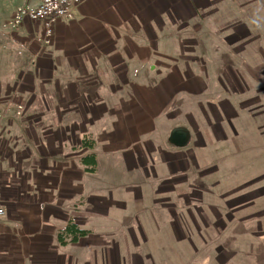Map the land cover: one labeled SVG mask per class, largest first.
<instances>
[{"label": "crops", "instance_id": "obj_1", "mask_svg": "<svg viewBox=\"0 0 264 264\" xmlns=\"http://www.w3.org/2000/svg\"><path fill=\"white\" fill-rule=\"evenodd\" d=\"M172 8L169 0H81L48 39L23 25L22 39L38 52L10 91L22 115L7 106L0 126V264H114L111 246L131 228L125 215L135 221L147 203L166 207L170 197L156 194L192 178L231 177L214 151L264 159V126L254 130V118L264 117V106L253 111L259 97L221 95L234 91L178 67L156 84L163 63L148 26ZM176 133L184 142L172 140ZM88 156L94 172L82 163ZM242 194L241 204L249 201Z\"/></svg>", "mask_w": 264, "mask_h": 264}, {"label": "rangeland", "instance_id": "obj_2", "mask_svg": "<svg viewBox=\"0 0 264 264\" xmlns=\"http://www.w3.org/2000/svg\"><path fill=\"white\" fill-rule=\"evenodd\" d=\"M169 1L173 6L171 18L168 14L164 21L154 19L148 26L161 52L155 58L163 63L156 84L165 78V72L178 67L196 79L234 91L221 95L234 94L238 99L246 98V94L252 99L259 97L261 104L253 110L257 113L264 106V0H198V7L204 8L193 16H188L174 0ZM37 3L38 0H0L3 117L7 106L16 108L17 116L22 115L23 108L16 107L10 91L23 75L31 72L38 52L37 42L30 44L22 39L26 22L19 27L11 24L13 13L18 7ZM150 9L152 14L157 13ZM136 30L142 31V27ZM246 83L251 84L247 87L250 91H238ZM201 85L204 87V82ZM263 126L264 117L254 118V130ZM262 137L264 141V134ZM252 139L260 141L255 135ZM261 152L262 149H254L253 154ZM213 158L220 167H231V177L215 173L216 177L192 178V189L188 181L177 192L156 194L157 200L170 197L166 207L157 202L155 208L148 210L153 204L147 203V210L138 214L139 220L135 221H128L130 215H125V225L131 228L119 231L117 240H123L122 245L111 246L119 257L114 264H264V159H235L226 156L222 148L213 152ZM244 183V188L227 193ZM242 191L249 200L243 204L237 198L243 196ZM194 192L201 197L192 199ZM225 193L228 196H223ZM115 234L110 231L106 237L114 241Z\"/></svg>", "mask_w": 264, "mask_h": 264}, {"label": "built area", "instance_id": "obj_3", "mask_svg": "<svg viewBox=\"0 0 264 264\" xmlns=\"http://www.w3.org/2000/svg\"><path fill=\"white\" fill-rule=\"evenodd\" d=\"M81 0H38L34 6L18 7L13 13L11 24L19 27L28 21L34 27L40 29L45 39H48L52 32L53 24L62 19H70L73 9ZM4 122V117L0 115V126ZM4 215L0 207V217Z\"/></svg>", "mask_w": 264, "mask_h": 264}, {"label": "trees", "instance_id": "obj_4", "mask_svg": "<svg viewBox=\"0 0 264 264\" xmlns=\"http://www.w3.org/2000/svg\"><path fill=\"white\" fill-rule=\"evenodd\" d=\"M180 3L181 8L188 14V16H193L198 9L204 8V7H198V0H177ZM91 146V144L89 145ZM82 163L86 164L87 166L91 163V168L87 170L88 172H94L95 171V160L94 156H88L84 159H82ZM66 231L73 233L74 228L70 225Z\"/></svg>", "mask_w": 264, "mask_h": 264}, {"label": "water", "instance_id": "obj_5", "mask_svg": "<svg viewBox=\"0 0 264 264\" xmlns=\"http://www.w3.org/2000/svg\"><path fill=\"white\" fill-rule=\"evenodd\" d=\"M173 141L177 143H182L184 141V134L183 133H176L172 137Z\"/></svg>", "mask_w": 264, "mask_h": 264}]
</instances>
